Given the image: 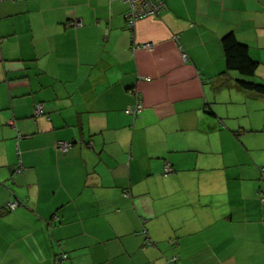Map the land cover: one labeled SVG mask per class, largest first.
Listing matches in <instances>:
<instances>
[{
  "label": "crops",
  "instance_id": "crops-1",
  "mask_svg": "<svg viewBox=\"0 0 264 264\" xmlns=\"http://www.w3.org/2000/svg\"><path fill=\"white\" fill-rule=\"evenodd\" d=\"M165 2L0 0V264H264V0Z\"/></svg>",
  "mask_w": 264,
  "mask_h": 264
},
{
  "label": "trees",
  "instance_id": "trees-1",
  "mask_svg": "<svg viewBox=\"0 0 264 264\" xmlns=\"http://www.w3.org/2000/svg\"><path fill=\"white\" fill-rule=\"evenodd\" d=\"M127 22L129 25V18H127ZM222 45L227 69L235 70L239 73V78L237 79L238 85L246 91L264 95V82L253 79L257 69V62L250 56L248 46L240 42L233 33H228L222 38ZM133 116L137 118V115ZM176 259L177 258H172L171 261L174 262Z\"/></svg>",
  "mask_w": 264,
  "mask_h": 264
},
{
  "label": "built area",
  "instance_id": "built-area-1",
  "mask_svg": "<svg viewBox=\"0 0 264 264\" xmlns=\"http://www.w3.org/2000/svg\"><path fill=\"white\" fill-rule=\"evenodd\" d=\"M123 2L129 4V10L127 11V18H129V26L134 27L137 20L149 16H160L166 10L165 0H122ZM144 47L152 49L151 44H145ZM183 57L186 59L187 55L184 53ZM143 107L142 100L139 98L137 103L126 109V113L131 115H137L140 113L141 108ZM43 111V105L39 104L36 109V114H41ZM73 142H57V147L66 151L72 146ZM22 167L19 166L16 172H20ZM173 171L171 164L167 163L165 165V173L168 174ZM129 193L127 192L126 195ZM264 201V198H263ZM20 205L18 200H8L5 204V208L8 210H15ZM67 254L63 253L60 256V259H66Z\"/></svg>",
  "mask_w": 264,
  "mask_h": 264
}]
</instances>
